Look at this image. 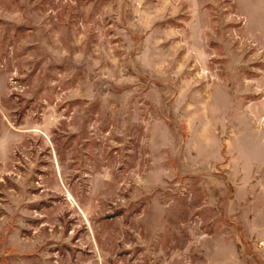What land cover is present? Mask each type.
<instances>
[{
  "label": "rangeland",
  "instance_id": "374dc122",
  "mask_svg": "<svg viewBox=\"0 0 264 264\" xmlns=\"http://www.w3.org/2000/svg\"><path fill=\"white\" fill-rule=\"evenodd\" d=\"M0 264H264V0H0Z\"/></svg>",
  "mask_w": 264,
  "mask_h": 264
}]
</instances>
